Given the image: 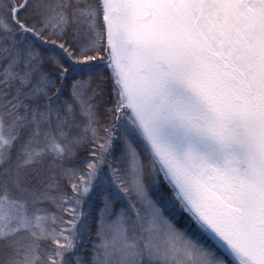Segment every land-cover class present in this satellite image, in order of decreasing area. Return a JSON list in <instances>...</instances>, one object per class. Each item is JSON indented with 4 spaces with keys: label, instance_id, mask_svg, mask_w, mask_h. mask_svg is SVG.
<instances>
[{
    "label": "snow or ice",
    "instance_id": "snow-or-ice-1",
    "mask_svg": "<svg viewBox=\"0 0 264 264\" xmlns=\"http://www.w3.org/2000/svg\"><path fill=\"white\" fill-rule=\"evenodd\" d=\"M0 264H264V0H0Z\"/></svg>",
    "mask_w": 264,
    "mask_h": 264
}]
</instances>
